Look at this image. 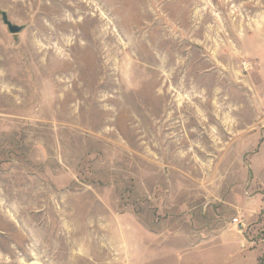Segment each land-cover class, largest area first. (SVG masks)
Listing matches in <instances>:
<instances>
[{"label": "rangeland", "instance_id": "rangeland-1", "mask_svg": "<svg viewBox=\"0 0 264 264\" xmlns=\"http://www.w3.org/2000/svg\"><path fill=\"white\" fill-rule=\"evenodd\" d=\"M0 264H264V0H0Z\"/></svg>", "mask_w": 264, "mask_h": 264}, {"label": "water", "instance_id": "water-1", "mask_svg": "<svg viewBox=\"0 0 264 264\" xmlns=\"http://www.w3.org/2000/svg\"><path fill=\"white\" fill-rule=\"evenodd\" d=\"M2 20H3V24L7 27V30L10 34H18L22 31V28H19V27H16V26H13L11 25L5 18V16L3 15L2 17Z\"/></svg>", "mask_w": 264, "mask_h": 264}, {"label": "crops", "instance_id": "crops-1", "mask_svg": "<svg viewBox=\"0 0 264 264\" xmlns=\"http://www.w3.org/2000/svg\"><path fill=\"white\" fill-rule=\"evenodd\" d=\"M219 237H220V235H215V234H212V236H211L212 239H216V238L219 239ZM212 247L214 248V246H212ZM209 248H207V249H209ZM207 249H205V250H207Z\"/></svg>", "mask_w": 264, "mask_h": 264}, {"label": "built area", "instance_id": "built-area-1", "mask_svg": "<svg viewBox=\"0 0 264 264\" xmlns=\"http://www.w3.org/2000/svg\"><path fill=\"white\" fill-rule=\"evenodd\" d=\"M237 220H234V223H236Z\"/></svg>", "mask_w": 264, "mask_h": 264}]
</instances>
